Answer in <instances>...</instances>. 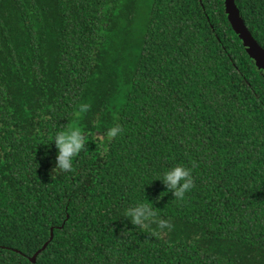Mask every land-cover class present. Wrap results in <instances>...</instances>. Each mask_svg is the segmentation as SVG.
Wrapping results in <instances>:
<instances>
[{
    "label": "trees",
    "instance_id": "16d2710c",
    "mask_svg": "<svg viewBox=\"0 0 264 264\" xmlns=\"http://www.w3.org/2000/svg\"><path fill=\"white\" fill-rule=\"evenodd\" d=\"M234 1L264 49V0ZM176 165L193 187L160 197ZM145 198L170 229L123 216ZM0 264H264V71L224 0H0Z\"/></svg>",
    "mask_w": 264,
    "mask_h": 264
},
{
    "label": "clouds",
    "instance_id": "9594fccd",
    "mask_svg": "<svg viewBox=\"0 0 264 264\" xmlns=\"http://www.w3.org/2000/svg\"><path fill=\"white\" fill-rule=\"evenodd\" d=\"M89 107L87 103L79 104L73 110L71 122L63 129H58L48 136L47 145L54 144L57 149L53 170L58 172L71 171L74 159L85 149L88 140L92 137L91 132H87L85 135L86 131L79 123ZM121 133L122 129L119 124L108 127L103 136L98 137L100 146L104 147ZM158 180H161L165 185V190L160 193V197L167 195L170 191L176 200H183L186 193L193 187L191 170L183 165H176L164 171ZM123 216L127 217L133 225L149 232L154 231L152 229L153 224L156 225V229L161 231L172 227L167 220L158 218L153 203L146 198L138 201L135 206L127 208Z\"/></svg>",
    "mask_w": 264,
    "mask_h": 264
},
{
    "label": "water",
    "instance_id": "95a60500",
    "mask_svg": "<svg viewBox=\"0 0 264 264\" xmlns=\"http://www.w3.org/2000/svg\"><path fill=\"white\" fill-rule=\"evenodd\" d=\"M224 4H225V12L227 14L228 20L232 28L236 32V34L241 39L245 51L247 52L249 57H251L254 60L256 66L259 69H263L264 71V49L258 44V42L254 39L252 34L247 29L243 19L241 18V15L235 4V1L224 0ZM51 238H52V233L50 239ZM46 245L47 243L43 245L42 249H44ZM39 252L40 250L34 253L33 256L30 258L32 262H35L36 256Z\"/></svg>",
    "mask_w": 264,
    "mask_h": 264
}]
</instances>
